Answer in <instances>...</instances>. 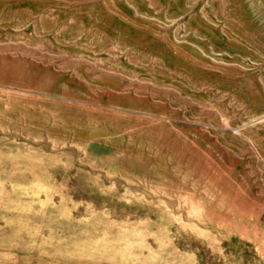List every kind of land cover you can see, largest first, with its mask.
Returning <instances> with one entry per match:
<instances>
[{"label":"rangeland","instance_id":"374dc122","mask_svg":"<svg viewBox=\"0 0 264 264\" xmlns=\"http://www.w3.org/2000/svg\"><path fill=\"white\" fill-rule=\"evenodd\" d=\"M0 264H264V0H0Z\"/></svg>","mask_w":264,"mask_h":264}]
</instances>
